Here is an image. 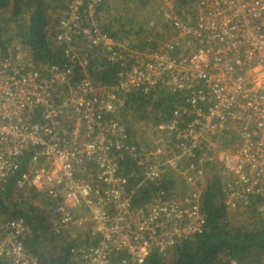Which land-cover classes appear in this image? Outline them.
Returning a JSON list of instances; mask_svg holds the SVG:
<instances>
[{
  "label": "built area",
  "instance_id": "1",
  "mask_svg": "<svg viewBox=\"0 0 264 264\" xmlns=\"http://www.w3.org/2000/svg\"><path fill=\"white\" fill-rule=\"evenodd\" d=\"M103 2L66 0L53 39L63 65L37 70L21 47L0 50V186L17 176L15 189L43 203L52 235H85L69 264H143L203 231L207 178L219 180L228 209L253 195L264 203V0L161 9L170 34L154 50L104 33ZM92 52L118 67L114 84L76 76ZM161 85L185 101L156 135H142L146 146L131 142L120 122L124 98ZM126 158L140 170L135 189L172 178L176 190L134 205L119 173ZM29 234L22 218L0 216V261L39 264Z\"/></svg>",
  "mask_w": 264,
  "mask_h": 264
},
{
  "label": "trees",
  "instance_id": "2",
  "mask_svg": "<svg viewBox=\"0 0 264 264\" xmlns=\"http://www.w3.org/2000/svg\"><path fill=\"white\" fill-rule=\"evenodd\" d=\"M65 2L66 0H0L1 52L4 54L7 48L19 45L37 70H42L47 65H63L62 48L53 40L57 20L51 26L49 20L52 10L49 4L53 3L62 12ZM172 3L181 9L188 7L191 0H173ZM22 8H26L29 13L24 24L19 19ZM120 9H125L126 12L121 15L118 10V18L116 15L110 21L116 20L117 24L103 23L102 31L118 41L130 42L131 48L154 50L158 46L156 39H161L162 30L156 32V35L150 34L151 29L142 26L143 22L141 25L135 23L126 6ZM160 11L159 9V13ZM161 20H156L155 24L169 30L168 22ZM151 28L155 30L154 26ZM145 29L148 30L146 37L143 36ZM147 37L152 38V41H147ZM13 42L16 44L13 45ZM117 73L118 67L105 63L92 52L89 62L76 76L85 74L96 86H110L115 83ZM184 101L185 98L171 94L162 85L148 95L129 94L123 101L120 122L125 126L131 142L146 146V142L142 143L145 131L146 134L156 135L157 127L166 123L172 108ZM136 123L146 125V130L139 133V129L135 128ZM119 167V173L127 178V188L135 190L132 200L134 205L147 202L156 191L176 190L179 181L167 178L158 187L140 186L135 189L140 181L137 176L139 168L128 158L120 161ZM16 178L17 176L0 186L1 218L24 220L30 228L25 245L38 258L39 264H69L70 247L85 244V235L79 234L76 240L52 235L45 210L32 205V200H39L38 195L26 191L25 196H21L22 189H15ZM221 197L219 180L215 177L207 178L199 200V208L205 221L203 231L175 246L164 256L155 253L149 255L143 264H264L263 199L250 196L247 205L231 210L222 204ZM0 264L6 263L0 261Z\"/></svg>",
  "mask_w": 264,
  "mask_h": 264
},
{
  "label": "rangeland",
  "instance_id": "3",
  "mask_svg": "<svg viewBox=\"0 0 264 264\" xmlns=\"http://www.w3.org/2000/svg\"><path fill=\"white\" fill-rule=\"evenodd\" d=\"M172 1L173 0H139V3H138L139 4V10L138 11L134 7H131L130 14L133 15L136 24L141 25L143 22L142 26H144L147 29L148 28L151 29L150 34L152 33L154 35H156L157 33L160 32V30H162L161 39L160 38L156 39V42L158 44L166 42V39L168 38L170 31L168 29L164 30V28L158 27V25L155 24V21L156 20L160 21L162 19L161 15L159 13V9L163 10L166 7H170V5H173ZM130 6H131V3H130ZM189 6L190 5H188V7ZM188 7H186V8H188ZM27 14L29 15L28 12H27ZM149 22L153 24V26L155 27V30L153 28L149 27L148 25H146ZM147 29H145V33H143L144 37L147 36V34H146V33H148ZM15 44L16 43L13 42V45H15ZM15 46L19 47V45H15ZM15 46H13V47H15ZM135 128L139 129L138 130L139 133H142L143 131L146 130V125H144L142 123H136ZM181 187L182 186H179V188H180L179 190L181 191V193H184L185 189L182 188V190H181ZM22 192H23V194L21 196H25V194H24L25 191L22 190ZM32 202H34V201H32ZM32 205L35 207H38V208H42L44 206L40 200L35 201Z\"/></svg>",
  "mask_w": 264,
  "mask_h": 264
},
{
  "label": "crops",
  "instance_id": "4",
  "mask_svg": "<svg viewBox=\"0 0 264 264\" xmlns=\"http://www.w3.org/2000/svg\"><path fill=\"white\" fill-rule=\"evenodd\" d=\"M131 3V6H130ZM139 0H104L101 9H100V13H101V17H102V22L104 23V25L107 24H114L116 25L117 22L116 20L113 22H110L116 15L118 18V10L121 12V15H123L126 10H121L120 8L126 6L127 10L130 12L131 11V7H134L137 11L139 10ZM50 8H51V19L49 20L51 22V26L52 24H55L54 20H58L62 15H63V11H58V8L55 7V5H53V3H50ZM28 10L26 8H22L21 9V15L19 17L20 22L22 24H24V20H26L28 18V14H27ZM50 12V10H49ZM120 16V15H119ZM102 23V24H103ZM50 26V27H51Z\"/></svg>",
  "mask_w": 264,
  "mask_h": 264
}]
</instances>
